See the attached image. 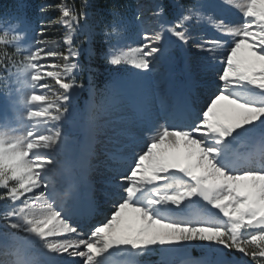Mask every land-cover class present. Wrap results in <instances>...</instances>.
<instances>
[{
	"label": "snow or ice",
	"instance_id": "1",
	"mask_svg": "<svg viewBox=\"0 0 264 264\" xmlns=\"http://www.w3.org/2000/svg\"><path fill=\"white\" fill-rule=\"evenodd\" d=\"M221 2L225 4V0ZM233 3L243 19L228 23L218 18L219 38L210 40L201 34L194 39L188 30L189 15L185 13L199 18L208 14L209 20L215 17L206 0L191 4L188 0H158L153 15L161 22L160 31H145V42L127 51L107 41L108 51L102 53L103 58L109 65H129L130 78L116 80L87 116L83 131L89 155L94 153L97 136H103L111 145L106 156L101 154L104 160L124 153L127 145L122 141L138 138L137 125L141 123L150 125L142 129L148 142L126 174L119 176L122 192L117 200L111 199V189L117 186L113 177L118 169L107 163L93 168L89 208L103 200H109L112 207L109 215L83 232L70 211L72 206L57 202L48 177L56 164L55 154L62 150L67 138L61 124L71 119L76 94L85 87L73 70L96 71L90 63H81L85 49L75 44L73 34L88 29L89 9L99 16L116 15V6L109 0H83L79 9L67 3L37 6L41 15L51 7L60 10L59 22L67 29V49L61 52L46 47L48 41L41 37L52 22L41 20L34 50L21 61L25 70H31L27 83L32 94L14 100L13 107L19 109L15 119L30 126L0 132V186L4 189L0 201L6 203L3 219L7 228L37 237L42 249L60 260L69 257V264H114L111 258L121 253L128 257L125 264H136V256L155 248L188 249L203 244L223 246L249 257L253 264H264V166L238 170L221 164L222 159L235 154L228 138L238 129L256 122L264 128V103L243 102L228 91L233 86L251 85L264 92V0ZM32 7L29 0H17L11 22L0 27V44L19 43L20 36L32 26L28 17ZM165 32L175 36L178 44H163ZM86 39L91 43L90 29ZM242 48L253 59L241 57ZM44 59L60 61L56 67L61 70L42 71L46 67ZM15 63L6 52L0 56V68L6 72L8 65ZM46 77L55 79L57 91H52ZM212 81L215 85L208 90ZM37 90H43V94H37ZM206 90L205 101L192 122L176 126L174 113L180 99L192 100ZM164 97L173 102L162 117L154 116L153 101ZM157 119L163 123H152ZM3 123L7 127L6 115ZM259 137L264 141V131ZM67 192L75 199L73 185ZM138 193L143 194L142 202H138ZM193 197L218 209L223 219L212 223L187 214L178 218L155 214L158 206L166 205L183 213L181 206ZM126 209L135 214L134 222L124 221ZM32 252L28 241L25 259L18 258L10 264H39ZM0 264L4 261L0 260Z\"/></svg>",
	"mask_w": 264,
	"mask_h": 264
},
{
	"label": "rangeland",
	"instance_id": "2",
	"mask_svg": "<svg viewBox=\"0 0 264 264\" xmlns=\"http://www.w3.org/2000/svg\"><path fill=\"white\" fill-rule=\"evenodd\" d=\"M206 2H208V4L211 6L210 10L215 14V17L212 20H209L208 14H204L202 18L193 16L196 28L199 29V31H197L199 34L193 37L194 39L200 37L201 34L210 40L219 38L220 31L218 25L221 21L218 18H223L228 23H236L242 21L243 19L242 12L239 10L238 6L233 3V0H225V4H223L221 0H206ZM118 23L117 38L115 40V46L118 49L127 51L129 47H138L143 44L141 40L137 39L135 32H133L134 28L132 29L130 25V19L122 18ZM171 37H173L171 34H168V39H166V36H164L163 44L170 47L177 45L175 41H172ZM226 38L231 39V37ZM191 44L192 41L189 42V48H191ZM240 55L245 59H253L251 57V53H249L246 48L241 49ZM30 72V69L25 70L23 67L14 73L11 84L13 86L14 95L7 99V105H5V108L0 107V132H10L12 129H17L18 131L26 130L30 126L15 119L19 109L13 107L14 100L21 99L24 95H31L32 93V89L27 83V81L30 79ZM214 85V81L210 82L208 90L214 87ZM236 87L239 86H233L228 91L231 95L239 98L241 101L257 104L264 103V92L261 90L255 89L251 85H248L245 88H242L241 86L239 87V91L242 94L239 95V92L235 91ZM249 90L256 92L260 96L258 98H254L252 101V99H249V96H252L249 92H247ZM206 95L207 90L203 95L189 101H185L183 98H181L179 101L178 110L174 113V118L177 117L174 119V124L176 126L189 125L195 118V112L199 105L204 103ZM246 99H249L250 101H247ZM172 102V99L169 97H164L162 100L157 99L153 101V115L162 117L168 105ZM181 104L182 108L180 109ZM179 114L180 117H178ZM5 115L9 120L7 127H5L3 123V118ZM78 116H80V113L74 112L70 120L78 121ZM187 116H189L190 119H187ZM152 123H163V120L157 119ZM148 126L150 125L146 123L138 124V138L130 141H122V143L127 145L124 148V153H119L110 160H104L103 156L101 155L104 154L106 156L107 149L111 147V145L106 142L103 136H97V143L93 146L94 153L93 155H89L87 138L85 134H82L83 132L81 133V131L77 132L75 130H69V133L66 134L67 138L65 145L62 150L59 151L58 156H56V163L57 161H60V164L53 167L55 171H53V176L50 178H53L54 180H57L56 176L62 178V180H65V178L67 179L69 177L71 178L73 187L75 188V199L72 198L71 193L69 194V199L66 197V194H62L60 197L56 195V193H53V195L57 199L58 203H63L65 205L70 204L72 206V210L70 211H73L75 220L77 217H79V215L84 213L83 215L85 216L88 214L95 215L96 222H99L104 218V216L110 214L112 205L109 200L101 201V203L93 209H85L84 207L85 201L89 198L90 180L94 174L93 168L102 167L104 163H107L112 168L118 169L113 177L114 181L117 183V186L111 189V199H119L122 192V189L119 187V184L121 183L119 182V176L126 174V172L132 166L136 154L146 148L148 141L144 138L142 129ZM261 131H264V128H261L259 126V122H256L254 125L245 126L244 129H238L232 137H229L228 139L232 141L231 147L234 153L238 152V150H241L245 153L248 151L252 152H248L246 155L248 158L242 159L240 161L237 160L236 154H233L227 160L222 159V166L226 168H236L238 170H247L255 168L256 166H264V141H262L259 137V133ZM247 139H250L249 145L248 143L243 142ZM77 149H79V152L77 155H74ZM253 149L255 150L253 151ZM142 198L143 194L138 193V202H142ZM21 199L24 198L21 197ZM63 199H66L67 202ZM194 200L195 197H193L191 201H185V204L181 206V208L186 211L183 212V215L187 214L193 217L195 215L206 216L209 214V217L214 218V220L216 219L217 221H220L223 219L222 214L219 213V210L213 208L207 202H205L200 208H195V206L191 204V202H194ZM185 205H190V207L185 208ZM164 210H169L172 213L180 212V210L176 209L175 206L166 205L158 206L155 209V214L161 215L159 212H163ZM3 215L4 213L0 214V260L4 261V264H10V261L18 258L23 261L25 259V247L28 246V241H31V248L33 249L32 258L39 262V264H69V261L67 260L70 259L69 257L65 256L63 257L64 260H60V258L55 256V254H49L46 249H42L41 242L37 237L23 232H16L15 230L7 228L5 220L3 219ZM134 217L135 214L132 213L131 210H125V222H134ZM78 223L80 226L83 225L86 227V229H81L80 227L82 232L86 231L90 226L87 219L85 223L79 221ZM212 246V254L208 255L196 256L198 253L194 252L195 249H193V247L195 246H193L188 249H164L162 255L160 256H157V254L160 253L157 252V249H154L150 251V255L155 256L153 260H149V258L144 257L145 254L138 255L134 259L136 260V264H185L186 261H193L192 263L194 264H226V260L228 257H230V253L228 252L229 250L224 249L223 246ZM206 247L211 246L207 245ZM111 259L114 264H125V261L128 259V257L126 254L121 253L112 257ZM209 259L213 260L209 262ZM248 262L249 261L246 259V257L243 256V258H239V262L236 264H247Z\"/></svg>",
	"mask_w": 264,
	"mask_h": 264
},
{
	"label": "trees",
	"instance_id": "3",
	"mask_svg": "<svg viewBox=\"0 0 264 264\" xmlns=\"http://www.w3.org/2000/svg\"><path fill=\"white\" fill-rule=\"evenodd\" d=\"M29 2L33 6L28 13L29 21L32 26L20 36L19 43L8 46L0 44V56L6 52L16 61L15 64L8 65L9 71L7 72L4 71L3 68H0V107L3 108H5V105H7V99L14 95L13 86L11 85L14 73L24 67L21 61L24 60L29 51L34 50L33 41L36 38V33L39 31V22L41 20L45 21L46 23L49 21L52 22L44 36L41 37V39L48 41L46 47L48 49L61 52H65L67 49V44L65 43L64 39V33L67 29L59 22V17L61 16L60 10L56 7H51L48 8L43 15H41L39 14L37 6L44 3L51 5L67 3L74 6L76 9H79L83 3V0H29ZM157 2L158 0H109L110 4L116 6V15L108 14L106 16H99L96 15L92 9H89L91 18L89 20L88 29H82L81 31L73 34L75 44L85 49L81 57V63L84 65H88L90 63L91 66L96 69V71L93 73H89L86 70L79 72L73 70V74L75 75L76 79L78 81H83L84 84L87 85L86 91L82 95L76 97L75 101H73L74 106H76L79 110L78 112L80 113V116H78V119L82 120L83 126L85 125L87 116L95 110L94 106H98L100 104L104 94L114 84V82L121 78L125 80L130 78V72L128 71L130 68L129 65H109L102 55L103 52L108 51V40H111V43L115 45L119 25L118 22L122 18L130 19V25L132 29L134 28V31H132L135 32L137 39L144 43L145 41L143 38V33L145 31L153 33L160 31L161 22L156 16L153 15L155 10L154 5ZM180 2L184 3L185 0H180ZM193 2H195V0H188L189 4ZM16 3L17 0H0V27H3L5 24L11 22V16L15 10ZM185 15H189V20L186 21V24L189 25L188 30L190 34L195 37L199 34V32H197L199 29L196 28L194 17L189 13H185ZM137 16H139V19H137ZM164 26L169 27L170 25L166 24ZM89 29L92 32L91 43H89V41L86 39V34ZM106 32L110 34L107 37L105 36ZM168 34L170 33L165 32L162 35L168 36ZM0 35H3L2 31H0ZM171 39L172 41H175L176 44H178L177 38L175 36L171 37ZM18 49L19 52L17 54ZM89 52L92 54L91 61L89 60ZM42 63L46 65V67L42 69L44 72L61 70L56 67L57 63H61L60 61L44 59L42 60ZM90 80L92 81L91 87H89ZM45 81L53 86L52 91L55 92L59 89V85L56 83L55 79L46 77ZM235 91L237 92L238 89L236 88ZM37 94H43V90H37ZM36 103L40 104L43 102ZM68 127L69 125L67 122H63L61 124L62 131H64L66 134L69 132L66 130ZM57 154L58 153L55 155ZM52 172L53 170L49 173L48 179L54 186L56 194L62 195L65 193V191L63 188H60V186H57V181L55 182L53 178H50L53 176ZM3 191V186H0V194H3ZM6 209V203L4 201H0V214L4 213ZM206 220L212 223L218 222L217 220H211V218H207ZM206 246V244H203L193 247V249H195L194 252L198 253L196 256L212 254L211 250L213 249V246ZM155 249H157V252L160 254H162L164 251V249L161 248ZM228 252L230 253V259L234 261H238L239 258L243 257L242 253L235 252V250H229ZM145 255V257L148 258L150 252H147ZM245 257L249 261V264H253L249 257ZM152 258L154 257L151 256L150 259Z\"/></svg>",
	"mask_w": 264,
	"mask_h": 264
},
{
	"label": "water",
	"instance_id": "4",
	"mask_svg": "<svg viewBox=\"0 0 264 264\" xmlns=\"http://www.w3.org/2000/svg\"><path fill=\"white\" fill-rule=\"evenodd\" d=\"M84 90H85V87H84V89H81L77 94L82 93ZM77 94H76V95H77ZM70 126H71L72 129H74V130H76V131H80V129H81L80 123H79L78 121H76V122H75V121L70 122ZM78 152H79V150H76V152H75L74 154L76 155V154H78ZM196 201H197V203H198L199 205H202L203 202H205V201H203V200H202L201 198H199V197L196 198Z\"/></svg>",
	"mask_w": 264,
	"mask_h": 264
},
{
	"label": "bare ground",
	"instance_id": "5",
	"mask_svg": "<svg viewBox=\"0 0 264 264\" xmlns=\"http://www.w3.org/2000/svg\"><path fill=\"white\" fill-rule=\"evenodd\" d=\"M41 258V257H40Z\"/></svg>",
	"mask_w": 264,
	"mask_h": 264
}]
</instances>
